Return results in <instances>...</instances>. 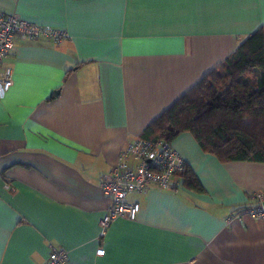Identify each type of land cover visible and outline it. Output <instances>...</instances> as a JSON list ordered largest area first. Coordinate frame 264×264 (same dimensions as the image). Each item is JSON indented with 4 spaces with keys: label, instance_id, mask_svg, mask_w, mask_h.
<instances>
[{
    "label": "crops",
    "instance_id": "crops-1",
    "mask_svg": "<svg viewBox=\"0 0 264 264\" xmlns=\"http://www.w3.org/2000/svg\"><path fill=\"white\" fill-rule=\"evenodd\" d=\"M1 13L68 37L17 36L5 59L14 83H0V264H44L52 246L65 264H264L263 222L228 221L258 204L264 162L221 161L191 132L171 143L204 191L183 180L131 193L137 219L101 235L102 175L264 26V0H0Z\"/></svg>",
    "mask_w": 264,
    "mask_h": 264
},
{
    "label": "trees",
    "instance_id": "trees-1",
    "mask_svg": "<svg viewBox=\"0 0 264 264\" xmlns=\"http://www.w3.org/2000/svg\"><path fill=\"white\" fill-rule=\"evenodd\" d=\"M191 132L205 152L221 161L264 162V26L188 93L166 109L141 134L172 141ZM186 187L204 191L186 164Z\"/></svg>",
    "mask_w": 264,
    "mask_h": 264
},
{
    "label": "built area",
    "instance_id": "built-area-1",
    "mask_svg": "<svg viewBox=\"0 0 264 264\" xmlns=\"http://www.w3.org/2000/svg\"><path fill=\"white\" fill-rule=\"evenodd\" d=\"M17 36L48 39L60 43L68 34L62 29L31 22L16 14L1 13L0 83L3 92L8 91L14 83L13 69L5 65V59L16 50ZM185 167V159L170 141H154L139 136L123 149L112 170L101 177V186L110 198L107 212L101 220V235L106 234L107 228L117 218L137 219L140 204L128 200L131 193L143 191L151 185L162 189L178 188L183 183L181 172ZM255 198L258 200L256 206L238 210L229 216L228 221L250 216L264 224V188L256 192ZM103 252V248L98 250V253ZM68 259L66 250L52 246L50 256L44 264H65Z\"/></svg>",
    "mask_w": 264,
    "mask_h": 264
}]
</instances>
